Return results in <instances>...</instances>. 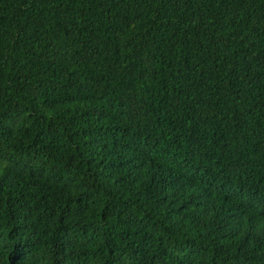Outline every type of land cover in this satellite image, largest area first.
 Masks as SVG:
<instances>
[{
	"label": "trees",
	"instance_id": "16d2710c",
	"mask_svg": "<svg viewBox=\"0 0 264 264\" xmlns=\"http://www.w3.org/2000/svg\"><path fill=\"white\" fill-rule=\"evenodd\" d=\"M0 264H264V0H0Z\"/></svg>",
	"mask_w": 264,
	"mask_h": 264
}]
</instances>
